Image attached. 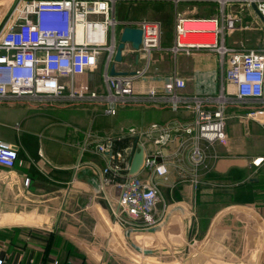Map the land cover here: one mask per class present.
Masks as SVG:
<instances>
[{"label": "crops", "instance_id": "crops-1", "mask_svg": "<svg viewBox=\"0 0 264 264\" xmlns=\"http://www.w3.org/2000/svg\"><path fill=\"white\" fill-rule=\"evenodd\" d=\"M190 1L198 5L184 8V16L219 14L218 2L217 8L209 4L215 1ZM158 2L139 1L148 5L138 8L135 4L137 15L121 18L159 20L161 42L169 46L174 29L166 25L164 10L154 4ZM5 5L0 0V16ZM225 9L251 19L244 23L246 27L231 30L234 45L264 47V25L250 7L228 3ZM141 64L138 60L133 66ZM225 68L213 51L168 53L151 61V77L145 84H160L157 77L174 73L185 82L182 94L217 95L223 86L225 90ZM226 86L233 91L231 84ZM237 108L227 107L223 139L196 140L204 159L194 164L189 160L193 131L175 130L193 126L194 114L185 108L174 112L162 103H130L109 113L95 102H0V139L16 146L19 160L12 168L0 166V256L5 264H106L110 259L104 255L107 245H114L109 231L123 226L115 221L111 208L116 187L105 178L116 181L120 177L108 158L96 151L99 143L110 144L114 151L137 144L146 153L159 151L155 163L164 173L158 174L154 167H140L137 173L158 188V221L152 227L159 226V236L166 243L174 239L179 244L186 230L198 240L220 234L228 241L227 248H238L245 256L240 264H264V123L230 112ZM152 123L160 129L153 130ZM164 130H171L172 138L153 144L152 139ZM130 158L131 153L127 154L129 162Z\"/></svg>", "mask_w": 264, "mask_h": 264}, {"label": "built area", "instance_id": "built-area-1", "mask_svg": "<svg viewBox=\"0 0 264 264\" xmlns=\"http://www.w3.org/2000/svg\"><path fill=\"white\" fill-rule=\"evenodd\" d=\"M123 1L163 0H17L0 29V102H95L109 113H115L120 104L130 103H162L174 112L185 108L194 114L193 126L175 130L193 131L189 160L194 164L204 159L197 139L225 137L229 105L238 107L231 113L264 123V47L224 43L227 29L246 27L240 11L226 12L225 5L236 3L243 9L253 1L264 16V0H204L218 2V16L187 17L176 12L169 46L162 45L159 20L116 17V3ZM170 1L175 5L179 2ZM188 23L203 26L187 27ZM125 26L139 28L141 40L137 49L125 41L121 58L116 60L117 44ZM201 49L219 55L226 67V85L231 84L233 91L225 85V90L223 86L217 95L187 96L182 94L184 80L174 73L157 77L160 84H145L151 77L148 72L152 54L166 51L175 56ZM138 60L142 64L136 69H125ZM151 128L160 129L156 123ZM129 132H134V128H129ZM171 138L172 131L164 130L152 142L165 144ZM95 149L108 158L114 174L120 177L116 181L105 178L106 183L113 181L117 190L111 206L115 221L154 226L158 221L159 191L138 173L128 174L130 149L114 151L110 144L102 143L96 144ZM158 153L143 150L141 168L154 167L158 174L164 173V168L155 163ZM18 162L16 146L0 139V166L12 168ZM0 264H5L4 257L0 256Z\"/></svg>", "mask_w": 264, "mask_h": 264}, {"label": "rangeland", "instance_id": "rangeland-1", "mask_svg": "<svg viewBox=\"0 0 264 264\" xmlns=\"http://www.w3.org/2000/svg\"><path fill=\"white\" fill-rule=\"evenodd\" d=\"M4 2L7 5L9 0H4ZM197 3V1L189 0L179 1L176 5L171 1H159L154 4L162 7L166 25L169 27L171 24L170 26H172L171 28L173 30L174 21L172 17L176 11L182 14L184 8H190L191 5H198ZM135 4L138 5V8L148 5V3L140 4L139 2ZM135 4L116 3V17L136 16L138 8ZM209 4L217 6L218 8L217 2H209ZM250 20L249 17L245 16L243 23H246V21L249 22ZM226 36L227 46L234 45V39L233 37L231 38L230 29L226 30ZM167 54L168 53H166V55ZM166 55L164 52L152 54L151 61L166 58ZM215 58L217 59L216 56ZM159 62L161 61H156L154 63ZM124 67L125 69H136L138 66L134 67L133 65H129ZM154 67L157 68L158 66ZM1 119L10 120L5 117ZM121 226L123 227L120 229H110L109 231L108 238L111 237V242L114 245L105 246L104 255L106 256L108 254L110 257V259L106 261V264H240V262L243 263L245 260V256L239 254L240 251L238 248L232 250L233 248L229 249L226 247L228 241L222 240L220 234H216L210 240L209 238L206 240H198L197 238H192L191 230H186L185 234H183L184 238L180 239L179 244H176L174 239L173 243H166L167 239L160 238L159 226L156 228L140 224H121ZM149 233H151L152 238L147 237V235H150ZM145 238H147V240H145ZM156 240H158V242ZM160 240H163V243H160Z\"/></svg>", "mask_w": 264, "mask_h": 264}, {"label": "water", "instance_id": "water-1", "mask_svg": "<svg viewBox=\"0 0 264 264\" xmlns=\"http://www.w3.org/2000/svg\"><path fill=\"white\" fill-rule=\"evenodd\" d=\"M17 0H9L5 10L0 16V29L6 20L8 14L12 10L14 4L16 3ZM250 8L257 14V16L260 18L261 22L264 25V16L257 10L255 3L252 1L250 3ZM141 40V30L136 27H130V26H125L122 28V31L120 33L119 37V42L117 44L116 52H115V59L120 60L121 58V48L124 45L125 41H130L131 46L135 49L138 48L139 43ZM112 73L115 72L113 68L110 70ZM136 141V138H135ZM129 152L131 153V158L129 162V167H128V174H134L137 173L142 165L143 161V147L141 144H137V146H133Z\"/></svg>", "mask_w": 264, "mask_h": 264}, {"label": "bare ground", "instance_id": "bare-ground-1", "mask_svg": "<svg viewBox=\"0 0 264 264\" xmlns=\"http://www.w3.org/2000/svg\"><path fill=\"white\" fill-rule=\"evenodd\" d=\"M186 26L191 27V26H203V25L200 23H195V24L188 23V24H186Z\"/></svg>", "mask_w": 264, "mask_h": 264}]
</instances>
